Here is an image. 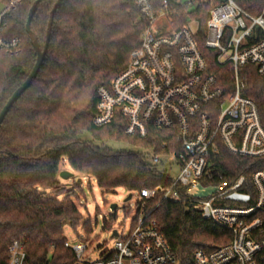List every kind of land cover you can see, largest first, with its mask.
<instances>
[{"label":"trees","instance_id":"obj_1","mask_svg":"<svg viewBox=\"0 0 264 264\" xmlns=\"http://www.w3.org/2000/svg\"><path fill=\"white\" fill-rule=\"evenodd\" d=\"M56 1L42 0L31 21L42 47ZM235 1L253 16L263 14L264 0ZM33 2L25 0L15 9L9 24V32L21 37V51L0 52V111L36 62V50L25 30ZM62 2L54 15L44 63L0 126V264H8V249L14 240L25 245V264H73L74 252L65 246L64 231L66 225L73 229L79 225L78 206L69 196L58 199L41 192L51 188L63 193L58 177L65 161L75 171L94 177L98 187L106 191L123 187L133 194L142 188L168 187L173 181L170 173L152 163L149 150L161 155L174 152L180 147L176 135L153 131L146 140L129 137L121 115L106 126L93 124L98 87L110 85L140 45L146 21L136 4L133 0ZM210 9L205 3L194 13L200 20L201 34ZM263 38V30L257 27L251 42ZM202 49L208 72L227 86L231 76L228 68L216 61L214 51L203 45ZM245 73L249 77L244 94L256 101L264 126V77L253 65H247ZM85 131L100 141L126 140L136 149L98 146L80 137ZM166 141L167 148H162ZM211 163L214 181L218 173L230 183L243 175L254 195L252 174L264 170V156L235 155L220 144ZM144 213L156 219L181 264H190L196 249L210 250L232 237L230 231L204 220L184 203L162 200L160 195L148 203Z\"/></svg>","mask_w":264,"mask_h":264},{"label":"built area","instance_id":"obj_2","mask_svg":"<svg viewBox=\"0 0 264 264\" xmlns=\"http://www.w3.org/2000/svg\"><path fill=\"white\" fill-rule=\"evenodd\" d=\"M133 1L146 21L140 45L110 85L98 87L93 124L106 126L121 115L129 137L146 140L153 131H170L180 147L164 155L149 150L151 161L161 165L169 160L180 170L177 177L172 176L170 186L138 192L137 215L127 231L115 229L112 250L92 258L87 244L71 245L66 240L65 246L74 252L73 264H181L156 219L144 213L158 195L162 200L184 203L232 235L210 250L196 249L190 264H264V170L252 174L253 195L245 176L230 183L218 173L214 181L211 168L220 144L235 155L264 156L259 108L244 94L247 65L255 66L264 77V38L251 42L257 27L264 32V11L253 16L235 0ZM24 2L0 0V52L21 51V37L9 32V24L13 11ZM205 3L211 9L201 34L194 13ZM202 45L228 68L227 86L208 72ZM167 145L166 141L161 147ZM244 188L247 192H242ZM8 252V264L26 263L22 241L14 240Z\"/></svg>","mask_w":264,"mask_h":264},{"label":"rangeland","instance_id":"obj_3","mask_svg":"<svg viewBox=\"0 0 264 264\" xmlns=\"http://www.w3.org/2000/svg\"><path fill=\"white\" fill-rule=\"evenodd\" d=\"M83 140L92 141L96 145L106 146L112 150H135L134 145H131L126 140L105 139L96 140L90 132H84L80 135ZM166 160V159H165ZM162 170H167L173 177L179 174V165L168 161L159 166ZM61 171L72 173L73 176L68 179H63L60 174L58 180L63 193L56 192L55 189H41V192L62 199L65 196L75 200L78 209L81 213V221L76 229L65 226L64 235L67 241L74 245L79 241L88 245V256L96 258L105 250L114 248L116 239L112 231H127L136 212V197L137 192H133V197L130 200L126 198L132 193L123 187H118L113 191L102 190L98 187L96 179L92 176H87L75 171L70 164L65 161L61 165ZM78 179H82L81 184H77ZM116 204L114 210L115 216L112 215L113 210L111 205Z\"/></svg>","mask_w":264,"mask_h":264},{"label":"water","instance_id":"obj_4","mask_svg":"<svg viewBox=\"0 0 264 264\" xmlns=\"http://www.w3.org/2000/svg\"><path fill=\"white\" fill-rule=\"evenodd\" d=\"M42 0H35V2L32 3L30 10L28 12V19L26 20V24H25V30L26 33L29 36L31 43L34 47V50H36L37 53V58H36V62L33 66V70L30 71L29 75L27 76V78L24 80V82L17 87V89L12 93L11 97L8 99V101L6 102V104L3 106L2 110L0 111V126L4 120V118L6 117L7 113L9 112V110L11 109L12 105L14 104V102L21 96V94L28 89V87H30V85L32 84V82L34 81V79L37 77L40 68L42 67L43 63H44V59L48 50V46H49V42H50V36H51V31H52V25H53V19H54V15L55 12L57 11L58 7L61 5V3H63V0H57L50 12V17H49V22H48V28H47V34H46V40H45V44L42 47L39 43L38 37L37 35L33 32V30L31 29V21L33 19V16L35 14V11L39 5V3ZM1 8H3V5L1 6ZM60 176L63 179H68L70 177L73 176L72 173H69L67 171H61ZM82 179H78L77 184H81ZM133 197V194L130 193V195L126 198V200H130ZM117 208L116 204H112L111 205V209L113 210L112 215L115 216V212L114 210ZM117 235V230H113V236Z\"/></svg>","mask_w":264,"mask_h":264}]
</instances>
